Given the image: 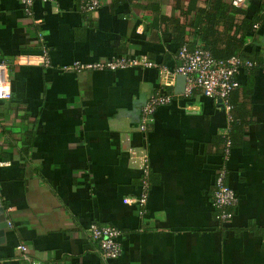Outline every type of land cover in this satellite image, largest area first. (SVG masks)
I'll use <instances>...</instances> for the list:
<instances>
[{
    "label": "crops",
    "instance_id": "obj_1",
    "mask_svg": "<svg viewBox=\"0 0 264 264\" xmlns=\"http://www.w3.org/2000/svg\"><path fill=\"white\" fill-rule=\"evenodd\" d=\"M99 1L85 12L80 0H34L28 10L0 0L11 88L0 98V264H29L19 243L42 264H264V68L236 73L232 99L244 121L223 158L228 110L199 89L176 91L175 23L196 16L180 12L187 0ZM244 8L260 15L245 55L264 64V0ZM140 54L156 65L60 69ZM156 91L172 97L142 131V107ZM220 165L237 197L226 221L212 205ZM91 222L119 229L115 258L101 256Z\"/></svg>",
    "mask_w": 264,
    "mask_h": 264
},
{
    "label": "built area",
    "instance_id": "obj_2",
    "mask_svg": "<svg viewBox=\"0 0 264 264\" xmlns=\"http://www.w3.org/2000/svg\"><path fill=\"white\" fill-rule=\"evenodd\" d=\"M28 10L34 0H18ZM54 1V0H44ZM231 4L244 7L246 0H230ZM100 5L99 0H80L79 7L85 12L96 10ZM178 64L175 73L185 75L183 93L190 94L194 89L201 90L204 94L217 99L230 114V93L239 85L236 73L242 66H253L254 61L246 56L233 54L225 58H216L211 52L200 46H188L182 44L177 50ZM48 64V60H44ZM156 65L154 61L144 54L136 56L113 55L109 58L94 61L74 60L70 63L60 65L62 71H79L82 69H114L125 66ZM162 74H167L166 68H161ZM165 78V76H164ZM167 81V80H166ZM168 82V81H167ZM11 95L10 80L7 73V64L0 61V98H9ZM172 95L159 91L150 94L142 107L140 123L138 128L142 131L147 129L148 123L152 120L155 108L170 101ZM223 158L227 156L231 147V141L227 134L224 135ZM149 169L146 160L141 162V182L143 189L137 197V201L143 204L146 199V187L148 183ZM226 169L220 165L214 177V189L212 194V205L218 210V217L221 221L230 219L232 211L230 207L236 202L237 197L234 190L225 181ZM88 232L94 239L104 258H115L120 252V242L117 237L119 229L109 223L91 222L88 225ZM17 248L21 255L29 261V264H42L39 260L28 254L27 245L19 243Z\"/></svg>",
    "mask_w": 264,
    "mask_h": 264
},
{
    "label": "trees",
    "instance_id": "obj_3",
    "mask_svg": "<svg viewBox=\"0 0 264 264\" xmlns=\"http://www.w3.org/2000/svg\"><path fill=\"white\" fill-rule=\"evenodd\" d=\"M195 1L187 0L186 5L180 7V12L195 11V18H188L183 24L185 26L175 21L174 37L179 42V46L182 44L197 45L208 49L216 58H225L233 54L247 57L244 49L245 37L252 33L260 15L256 11L249 13L246 8L234 6L225 0H205L202 5H193ZM219 24L224 25L225 28L219 29L217 27ZM192 37L198 43L194 44ZM255 55L251 58L255 62L254 65L264 68L263 63L259 64L258 54ZM229 102L231 121L227 136L232 144L235 136L240 137L244 120L242 116L240 119L235 116L232 92L229 95ZM224 139L225 136H222V142Z\"/></svg>",
    "mask_w": 264,
    "mask_h": 264
},
{
    "label": "water",
    "instance_id": "obj_4",
    "mask_svg": "<svg viewBox=\"0 0 264 264\" xmlns=\"http://www.w3.org/2000/svg\"><path fill=\"white\" fill-rule=\"evenodd\" d=\"M177 80L179 81V83L177 84L176 91H182L185 82V75L179 73L177 75ZM6 223H7V216L5 215L4 208L0 200V236H2L4 233V228L6 226Z\"/></svg>",
    "mask_w": 264,
    "mask_h": 264
}]
</instances>
